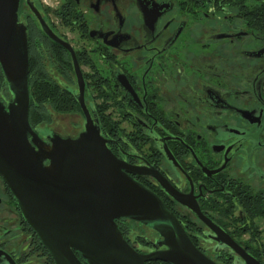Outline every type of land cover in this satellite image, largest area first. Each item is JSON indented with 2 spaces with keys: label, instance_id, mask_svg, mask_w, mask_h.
<instances>
[{
  "label": "flooded vegetation",
  "instance_id": "af4514ba",
  "mask_svg": "<svg viewBox=\"0 0 264 264\" xmlns=\"http://www.w3.org/2000/svg\"><path fill=\"white\" fill-rule=\"evenodd\" d=\"M17 17L41 140L98 125L123 172L199 250L240 264L233 240L264 264V0H18ZM60 113L76 129L56 132ZM116 223L137 251L152 250L156 237L139 233L155 229ZM0 250L54 264L1 176Z\"/></svg>",
  "mask_w": 264,
  "mask_h": 264
},
{
  "label": "water",
  "instance_id": "95a60500",
  "mask_svg": "<svg viewBox=\"0 0 264 264\" xmlns=\"http://www.w3.org/2000/svg\"><path fill=\"white\" fill-rule=\"evenodd\" d=\"M17 7L18 0H0V68L13 96L0 99V176L53 263L218 264L156 193L123 172L98 125L86 121L76 137L41 140L29 121L28 38ZM118 218L155 229L152 250L131 246ZM227 244L243 257L240 264H262L233 240ZM0 264L17 263L0 250Z\"/></svg>",
  "mask_w": 264,
  "mask_h": 264
},
{
  "label": "rangeland",
  "instance_id": "374dc122",
  "mask_svg": "<svg viewBox=\"0 0 264 264\" xmlns=\"http://www.w3.org/2000/svg\"><path fill=\"white\" fill-rule=\"evenodd\" d=\"M0 76H1L0 77V99L3 101L4 104H6L8 101L12 100L13 96H12V94L8 88L7 82L5 80V77L2 73L1 68H0ZM71 118H73V115L71 116V114L70 115L66 114V113L54 114L53 119L55 121H54L53 126H51V127H54L56 132L59 131V132H62V134H67L70 131L74 130V128H75L74 126H72L70 124L72 121ZM79 129L82 131L81 126H79ZM139 234H141V235L145 234L147 236H151L152 238L158 237L157 233H139ZM262 238H264V235L262 236ZM33 258H35V257H33ZM51 263L49 261H48V263H46V261L43 258L33 260V264H51ZM155 264H160V263L158 261V263H155Z\"/></svg>",
  "mask_w": 264,
  "mask_h": 264
},
{
  "label": "trees",
  "instance_id": "16d2710c",
  "mask_svg": "<svg viewBox=\"0 0 264 264\" xmlns=\"http://www.w3.org/2000/svg\"><path fill=\"white\" fill-rule=\"evenodd\" d=\"M1 77V76H0Z\"/></svg>",
  "mask_w": 264,
  "mask_h": 264
}]
</instances>
